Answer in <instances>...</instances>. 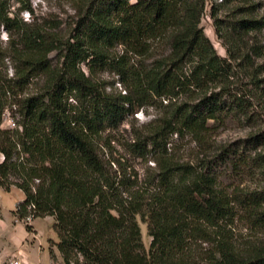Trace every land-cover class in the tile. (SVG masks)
Masks as SVG:
<instances>
[{
    "label": "trees",
    "instance_id": "16d2710c",
    "mask_svg": "<svg viewBox=\"0 0 264 264\" xmlns=\"http://www.w3.org/2000/svg\"><path fill=\"white\" fill-rule=\"evenodd\" d=\"M13 1L0 0L9 37L0 48V187L24 193L17 219L54 218L63 264H264V188L228 184L264 175V154L247 153L260 136L206 149L195 163L175 158L170 146L175 136L205 144L214 126L253 117L261 94L233 89L232 79L240 68L255 89L264 82L256 62L262 54L240 45L241 34L262 30L264 20L232 22L240 35L226 33L230 59L201 23L210 1L220 36L216 13L240 0H69L76 20L67 37L52 32L56 26L23 21ZM17 2L33 14L31 0ZM119 47L121 55L113 52ZM107 68L121 77L124 94L101 88L96 75ZM158 106L168 113L131 144L137 158L156 166L140 183L105 158L100 144L137 111ZM7 116L13 127L4 129ZM238 223L253 235H238Z\"/></svg>",
    "mask_w": 264,
    "mask_h": 264
},
{
    "label": "rangeland",
    "instance_id": "374dc122",
    "mask_svg": "<svg viewBox=\"0 0 264 264\" xmlns=\"http://www.w3.org/2000/svg\"><path fill=\"white\" fill-rule=\"evenodd\" d=\"M33 14L22 11V6L17 0L12 2L11 11L27 22L33 25H45L48 30L50 26H56L52 29L61 36H68V32L73 22L76 20V11L74 5L69 0H31ZM238 7H246L241 14L237 12ZM249 15L254 19L264 20V0H240L230 6L223 7L221 11L216 13V17L220 20L219 24L221 35L216 33L214 19L211 18V3H207L205 14L202 18L201 26L207 37L212 41L217 53L225 58H230L227 53V46L234 48V45L226 41L227 34L231 36H239V31L235 33L233 21ZM55 24V25H54ZM232 32V33H231ZM241 35L243 52L247 51L245 44L256 46L263 58L256 60L257 63L263 65V73L259 77L264 80V28L256 33L249 35ZM9 37L5 30L0 27V48L5 50L8 47ZM114 53L122 54V48L113 50ZM58 53L53 52L51 57L56 59ZM231 59V58H230ZM55 61V62H56ZM232 63H243L241 60ZM5 63H11L6 61ZM84 68V67H83ZM96 80L100 82L101 88L107 93L118 95L125 93V85L121 77L116 75L110 68L103 69L96 75ZM233 89L242 90L249 95V91L254 94H261V98H255L251 113L253 117L250 120H235L224 125H216L211 131L205 144H198L191 136L181 138L175 136L171 143V153L175 158H181L185 162L195 163L206 149L233 145L238 147L245 145V141L256 135L260 136L258 144L248 145L247 153L252 156L264 154V82L260 84V88L255 89L250 83L251 79L247 71L235 68V77L232 79ZM34 89L30 87L26 94H32ZM249 97V96H248ZM167 102L164 103L166 105ZM168 113L167 109L158 106L157 108H145L139 110L133 116H130L124 124L118 129L106 132L100 144L104 157L116 164V167L128 168L131 172L137 173L140 183H147L156 172V166L153 161H147L137 158L131 152V144L136 135L148 134V125L155 120L163 119ZM12 128L10 119L4 123V129ZM3 158L0 154V163ZM114 169L116 168L113 166ZM227 183V181H225ZM234 188L242 192L255 191L264 188V175L254 174L251 176H237L236 179L228 182ZM25 199L24 193L16 187H12L11 191H5L0 187V264H63V259L56 246L58 235L55 230V220L52 217L29 219L21 222L14 215V211ZM30 226V230H28ZM238 235H253L244 229L242 223H238ZM142 237L145 247L149 249L151 238L147 234L146 225L142 224ZM250 233V234H249ZM243 241V239H242ZM51 251L56 255V259L51 258Z\"/></svg>",
    "mask_w": 264,
    "mask_h": 264
},
{
    "label": "built area",
    "instance_id": "2783aa9c",
    "mask_svg": "<svg viewBox=\"0 0 264 264\" xmlns=\"http://www.w3.org/2000/svg\"><path fill=\"white\" fill-rule=\"evenodd\" d=\"M7 119H10L9 116H7L6 120H7ZM6 120H5V121H6ZM10 121H11V119H10ZM11 123H12V127H13V122L11 121ZM2 158H3V156H2Z\"/></svg>",
    "mask_w": 264,
    "mask_h": 264
},
{
    "label": "crops",
    "instance_id": "0c3cea01",
    "mask_svg": "<svg viewBox=\"0 0 264 264\" xmlns=\"http://www.w3.org/2000/svg\"><path fill=\"white\" fill-rule=\"evenodd\" d=\"M2 156V155H1ZM2 162V161H1Z\"/></svg>",
    "mask_w": 264,
    "mask_h": 264
}]
</instances>
